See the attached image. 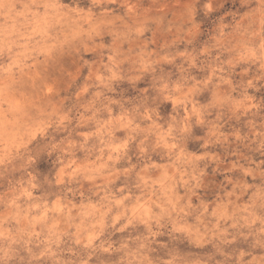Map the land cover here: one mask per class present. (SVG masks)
Wrapping results in <instances>:
<instances>
[{
	"label": "clouds",
	"instance_id": "9594fccd",
	"mask_svg": "<svg viewBox=\"0 0 264 264\" xmlns=\"http://www.w3.org/2000/svg\"><path fill=\"white\" fill-rule=\"evenodd\" d=\"M0 264H264V0H0Z\"/></svg>",
	"mask_w": 264,
	"mask_h": 264
}]
</instances>
